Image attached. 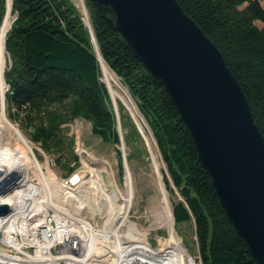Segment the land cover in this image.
Segmentation results:
<instances>
[{
  "label": "trees",
  "instance_id": "1",
  "mask_svg": "<svg viewBox=\"0 0 264 264\" xmlns=\"http://www.w3.org/2000/svg\"><path fill=\"white\" fill-rule=\"evenodd\" d=\"M175 1L221 54L264 140V0ZM85 6L99 52L144 116L180 197L172 204L175 230L192 221L201 264H255L221 209L162 84L116 30L112 9L92 0H85ZM5 12L6 2L0 0V25ZM11 15L15 19L5 37L11 59L4 73L6 100L46 119L35 139L46 147L60 124L75 117L89 123L103 144L119 145L89 33L72 2L12 0Z\"/></svg>",
  "mask_w": 264,
  "mask_h": 264
},
{
  "label": "water",
  "instance_id": "2",
  "mask_svg": "<svg viewBox=\"0 0 264 264\" xmlns=\"http://www.w3.org/2000/svg\"><path fill=\"white\" fill-rule=\"evenodd\" d=\"M92 1L112 9L116 30L144 68L162 84L227 220L254 263L264 264V140L221 54L175 0ZM81 20L99 64L93 29L90 32L83 16ZM5 52L10 68L6 48ZM108 96L122 148L125 143L119 118ZM120 154L124 168L126 158ZM8 211L7 205L0 204V215Z\"/></svg>",
  "mask_w": 264,
  "mask_h": 264
},
{
  "label": "bare ground",
  "instance_id": "3",
  "mask_svg": "<svg viewBox=\"0 0 264 264\" xmlns=\"http://www.w3.org/2000/svg\"><path fill=\"white\" fill-rule=\"evenodd\" d=\"M73 1L80 9L87 28L92 32L84 1ZM12 22L11 2L6 0V12L0 25V195H4L0 197V204L7 205L9 211L0 215V243L5 247H1L2 249L13 250L16 254L12 257L16 259L1 254L0 259H4L6 264H172L171 259L174 258L175 264H188V253L175 232V219L163 182L162 166L151 139L145 133V127L147 129L145 120L139 114L135 103L120 80L101 58L94 39L93 46L99 60L101 82L105 84L114 103L121 136L118 101L130 114L143 141L148 146L151 176L160 198L159 204L149 209L152 226L140 229L129 221L128 210L134 197V183L132 174L128 171L127 161L124 171L128 203L114 210L110 200L107 199L104 206L107 205V213L111 212L112 218L102 229L82 221L79 214L80 209L88 208L93 212L99 210L100 205L93 194L89 192V189H83L86 183L85 174H91L92 171L84 166V171L82 170L78 175H72L67 182H60L52 172L47 168L44 172L42 166L38 164L32 154V145L15 126L8 122L5 115L6 61L8 65L5 37ZM124 150L125 145L120 147V152L126 158ZM101 171L104 172L106 169L100 167L99 172ZM35 172L37 174H34ZM18 173L25 176L18 181L23 184L24 189L12 191V187L18 183L16 180L12 182V178ZM31 178H35L38 183L33 184ZM101 180L98 173L96 186L104 195L105 190ZM83 197L86 198V203L83 202ZM113 199L117 200L116 194H113ZM73 205L76 206L75 212L72 210ZM115 221H120L126 226L127 239L135 242L134 247L125 249L120 247L119 238L113 227ZM156 231L167 234L166 242L169 246L163 252L153 251L148 244L149 234ZM104 246H107V249H104ZM29 249H33V253L28 252ZM91 252L97 255L91 257ZM130 252H133V255ZM100 258L102 259L97 260Z\"/></svg>",
  "mask_w": 264,
  "mask_h": 264
},
{
  "label": "rangeland",
  "instance_id": "4",
  "mask_svg": "<svg viewBox=\"0 0 264 264\" xmlns=\"http://www.w3.org/2000/svg\"><path fill=\"white\" fill-rule=\"evenodd\" d=\"M70 1L77 9L81 17V11L75 4V1ZM83 1L85 4V0ZM11 18L12 20H14V16L11 15ZM121 84L124 86L122 82ZM7 91L8 88L5 92L4 98L6 118L8 122L15 126V128L22 134V136L32 145V154L34 155L38 164L42 166L44 172L45 168H47L60 182H67L72 177V175H78L79 172H81L82 170L84 171V166L92 171L91 174H85L86 183L84 184L83 189L87 188L89 189V192L93 194L94 199H96L98 201V204L100 205V211L97 210L96 212H93L92 210L86 208L80 209L79 214L82 221L96 227L97 229L104 228L108 221L112 218V213H107V205L104 206L107 199L110 200V204L114 210H117V208L119 207H124L128 203V200L126 198L127 194L125 192V171L122 165L120 146L103 144L99 138L93 136L89 123L80 118L68 117L65 122L60 124L59 132L55 135L56 137H53L50 140L49 144L45 147L41 144V142L35 139V134L38 132L40 135L42 129L46 128V119L43 118V116H35L31 111H20L14 108L6 100ZM117 105L122 128V136L125 143L124 152L126 154L128 171L132 174L134 183V197L132 198V202L128 210V218L129 221L136 225L138 228L146 229L152 226L149 209L155 205H158L160 202L158 190L151 176V159L149 150L147 144H145L146 142L143 141V137L138 133L136 126L131 119L130 114H128L126 108L120 101L117 102ZM60 109H57L56 111L59 110L60 112H62V110ZM64 116H67V114H65ZM145 133L151 139L154 148L156 149L160 164L162 166L161 172L163 176V182L168 192L170 203L172 205L179 201L180 197L168 179L163 160L158 151L150 127L147 129L145 127ZM117 153H119V157ZM100 167H104L106 171L99 172ZM98 173L101 176V181L104 185V195L99 192L96 186ZM34 174H37V172H35ZM24 177L25 176L22 173H18L13 176L12 182L15 180L16 182H18ZM31 179L33 184L36 185L38 183L35 178ZM22 185L23 184L19 182L16 183L14 185V191L24 189ZM113 194H116L117 196L116 201H114L113 199ZM2 196L4 195H0V197ZM83 198V202L86 203V198ZM75 207V205L72 206L73 211ZM49 209L53 210L52 208ZM113 227L119 238L118 240L121 244V248L125 249L132 246L134 247L136 245L134 241L127 239V229L124 224H121L120 221H115ZM175 232L178 238L181 240L183 247H185L186 252L188 253V264H190V262L194 260H197V263L201 264L194 238L192 221L177 224ZM165 234L166 233L164 232L161 233V231H156L149 234L148 244L153 251L163 252L168 248L169 245L166 242L167 234ZM99 242L101 241L99 240ZM1 247L5 248L0 243L1 255H4L5 257L11 259H16L12 257V255L16 254L13 250L8 251L6 249H2ZM103 248L107 249V246H104ZM27 251L33 253V249H29ZM90 254L91 257L97 255L95 254V252H91ZM130 254L133 255V252H130ZM18 255L19 254H17V256ZM101 259L102 258L97 260ZM171 260L172 264H175V259L172 258ZM0 264H6L5 260L0 259Z\"/></svg>",
  "mask_w": 264,
  "mask_h": 264
},
{
  "label": "built area",
  "instance_id": "5",
  "mask_svg": "<svg viewBox=\"0 0 264 264\" xmlns=\"http://www.w3.org/2000/svg\"><path fill=\"white\" fill-rule=\"evenodd\" d=\"M50 214L52 215V212H50ZM56 253V252H55Z\"/></svg>",
  "mask_w": 264,
  "mask_h": 264
},
{
  "label": "flooded vegetation",
  "instance_id": "6",
  "mask_svg": "<svg viewBox=\"0 0 264 264\" xmlns=\"http://www.w3.org/2000/svg\"><path fill=\"white\" fill-rule=\"evenodd\" d=\"M81 231V230H80Z\"/></svg>",
  "mask_w": 264,
  "mask_h": 264
}]
</instances>
